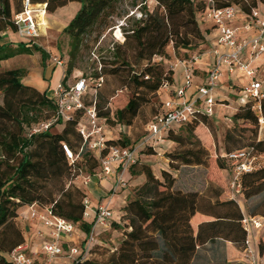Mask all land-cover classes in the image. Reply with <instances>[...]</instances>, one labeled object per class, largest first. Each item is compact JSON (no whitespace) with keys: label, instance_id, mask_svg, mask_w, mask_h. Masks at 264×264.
I'll list each match as a JSON object with an SVG mask.
<instances>
[{"label":"trees","instance_id":"trees-1","mask_svg":"<svg viewBox=\"0 0 264 264\" xmlns=\"http://www.w3.org/2000/svg\"><path fill=\"white\" fill-rule=\"evenodd\" d=\"M74 1H80L82 7L65 28L71 45L70 64L62 80L65 84L74 70L86 36L119 0H31L33 4H47L46 9L51 12ZM152 1L156 3L154 9L144 2L140 9L142 16L129 17L130 27H123L124 42L112 50L114 60L105 62L102 71L95 74L97 79L104 75L119 77L122 85L131 92L114 114L98 91L95 98L86 100L87 105L96 102L105 126L133 125L142 108L154 102L164 83L174 82L171 64L168 69L164 64L173 62L169 48L175 51L176 61L189 58L194 52L202 53L209 47L207 34L211 28L203 29L201 22V14L206 9L205 0ZM215 1L219 8L235 5L246 14L254 8H262L260 3L264 4V0ZM23 9V0H0V32H16L13 18ZM41 51L39 45L23 40L16 46L0 45V61ZM23 76L22 68L0 71V93L3 94V102L0 103V264H14L12 252L27 242L24 232L16 224L22 207L38 204L50 208L54 214L72 221L86 235V240L93 228V222L85 217L88 194L72 182L78 175L74 173L76 168L80 170L85 165L93 175L94 169L100 166L97 156L90 151L83 153L86 145L77 129L83 111H78L71 120L59 118L47 130L33 132L37 125L56 117L58 106L56 99L49 98L46 92L23 83ZM101 86L102 83L97 84V88ZM119 92L122 90L116 94ZM163 103L161 99L155 114ZM224 103L230 104L231 100ZM237 103L239 112L234 116L236 120L252 122L256 133L259 128L263 130L264 124L260 119L264 118V100L261 113L254 108L253 100ZM211 117L200 114L183 126H190L194 131L199 126L206 127ZM63 123L62 131H52L55 124ZM182 127L169 129L164 136L183 146L182 150L169 154L171 163L210 165L212 156L203 144L186 146L185 138L177 134ZM231 138L232 134L228 133L227 139ZM64 143L75 155L83 154L85 159L80 162L77 158L71 162L63 149ZM108 144L121 147L135 145L127 135L118 140L109 139ZM248 146L257 157L256 167L252 171L241 172L236 178L247 201L264 193V160L259 161L264 159V137L255 138ZM238 150L241 148L234 150L229 147L226 154H218L214 160L218 169L228 170L233 162L229 154ZM139 160L130 171L132 175L145 174L146 181L137 188L134 198L125 207L127 223L123 227L120 247L106 259L90 256L82 259L79 256L70 264H193L199 248L219 241L229 247L226 260L230 262V256H237L248 248L249 231L244 224L246 215L236 198H223L222 184H211L207 192H184L174 187L175 178L171 174L164 173L166 182L163 184L151 166L136 168ZM250 215L264 219V199ZM114 225L121 227L117 223ZM66 248L70 249L68 245ZM260 253L264 257V242H261ZM35 262L40 264V259Z\"/></svg>","mask_w":264,"mask_h":264},{"label":"rangeland","instance_id":"rangeland-1","mask_svg":"<svg viewBox=\"0 0 264 264\" xmlns=\"http://www.w3.org/2000/svg\"><path fill=\"white\" fill-rule=\"evenodd\" d=\"M144 2H148L150 9L156 7L155 1L152 0H119L104 15V18L86 36L81 51L76 58L74 70L67 82V84L73 85L80 78H86L90 84L86 100L95 98L96 92L98 91L105 98L104 100L108 102L107 105L111 107L113 114L117 108L124 105L127 97L131 95V92L122 85L123 81L114 75H104L102 86L97 88L99 79L95 77V74L102 71L105 62L114 60L112 50L117 44H122L125 40L123 27H130V16L139 17L141 15L140 9ZM259 5L264 7L263 3ZM81 7L82 3L80 1L70 2L68 5L60 7L54 12L46 10L47 17L41 19L40 14L44 6L34 4V8L38 11L37 20L40 23L41 31L37 45L41 47L42 51L34 52L32 56L26 54L17 59H12L5 64L7 69H24L23 83H31L32 86L43 89L49 98H56L57 89L64 79L71 60L70 37L65 33V28L74 19ZM202 26L204 27L203 29L212 28L213 22H202ZM168 50L171 55V61L175 62V51L172 48ZM206 50H209V48H206ZM50 54L63 57L66 64L59 66L48 63ZM164 64L166 69H168L170 68L171 62ZM45 68L46 70H44ZM3 70L0 67V71ZM240 75L244 78L243 82L245 81L246 83V75ZM228 79L229 76L223 78L222 85L215 94L217 100L215 114L207 121L206 127L208 129L205 126H199L193 131L190 126H183L177 132L179 136L185 138L186 146H195V143L203 144L212 156L210 165H195L194 167L183 165L179 162L171 163L169 154L182 150L183 146L170 139H163L153 146L151 145L152 147L150 145L143 147L142 151L139 152L140 160L136 168H140L143 165L151 166L155 175L163 184L166 182L164 173L167 172L175 178L174 187L176 188H195V190L200 192H207L211 184L219 185L220 183L224 186L223 198H236L245 215L250 218V212L264 199V193L247 201L238 184L234 185L237 177L234 162L229 165L228 170L221 171L216 166L214 160L218 154H226L229 147L234 150L239 148L248 149V144L255 138L262 139L264 137V129L261 130L259 128L256 133L255 125L252 122L244 119L236 120L234 116L239 112L237 105L239 95L234 93V91L231 94L232 89L229 86L231 82H228ZM120 89L122 92L116 94ZM115 94L116 96H114ZM97 99L99 100L100 98L97 97ZM161 99L162 97L157 94L154 97V102L142 108L141 113L131 126L124 124L105 126L104 124V128L107 130L106 136L108 140H118L124 135H127L136 144V141L141 139L146 132L148 124L160 106ZM228 99L231 100V103L224 105L222 103L223 100ZM2 102L3 94L0 93V103ZM63 128L64 123L55 124L52 127V131L60 132ZM228 133L232 134L230 140L227 139ZM89 151L94 156L98 154V152L87 146L83 153ZM77 158L80 162L85 159L83 154H80ZM263 160V158L259 159V161ZM100 170L101 168L99 166L93 172L96 173ZM74 173L78 175L72 181L73 184L87 194L88 188H86V184L89 182L91 176L88 167L84 165L80 170L76 168ZM126 177L128 179V187L123 188L115 194H112L110 191L107 196L100 198L101 200L107 198L111 202L114 211L111 225L99 230L93 242L88 245L86 235L80 230L77 231L76 241L72 242L80 250L89 246L90 258L99 260L106 259L122 243L123 227L127 223L125 207L134 198L137 188L146 180L145 174L139 177L138 175H132L130 170L127 172ZM91 199L94 203H97L99 197L93 194ZM93 209L94 207L90 205L87 210L91 212ZM86 219L92 222V216H88ZM114 223L119 224L121 227H115ZM16 224L24 232L25 238L32 246L41 248L40 243L42 241V235L44 234L42 232L44 231L43 227L37 220L28 218L26 208L22 207L19 209ZM246 225L249 228V241L248 248L243 253L234 257L230 256V262H228L226 255L229 253V247L223 241H219L216 244L199 248L193 264H264V257L260 253L261 242H264V225L256 227L251 220ZM67 251L69 250L67 249ZM72 259V257L66 255L64 258H61L60 264H66L62 262L67 260L71 262Z\"/></svg>","mask_w":264,"mask_h":264},{"label":"built area","instance_id":"built-area-1","mask_svg":"<svg viewBox=\"0 0 264 264\" xmlns=\"http://www.w3.org/2000/svg\"><path fill=\"white\" fill-rule=\"evenodd\" d=\"M23 1V11L17 13L13 18L17 28L16 32L23 41L31 45L37 44V40L41 36L40 23L37 20L38 11L34 8L31 0ZM205 3L206 9L201 14V22L212 21L211 31H217L216 37L209 40V50L202 53L194 52L189 58L177 59L171 65L173 71L178 66L184 68V85L176 91H170L172 84L164 83L161 89L168 90L172 94L171 98L164 101L160 111L153 116L147 126L146 136L139 144L129 147L108 144L105 123L99 116L96 102L86 104L89 85L86 78H80L73 85L60 83L56 94L58 106L56 117L36 126L33 132L47 130L59 118L71 120L78 111H83L77 129L84 139V144L98 152L101 172L105 178H113L111 192L115 194L128 187L126 174L133 165L138 163L139 152L144 146H153L165 139L164 136L169 129L180 128L200 114L213 117L217 103L215 94L221 87L224 77L229 76L230 79L234 74L239 75L241 83L235 84L231 94L233 91L237 93L239 95L238 102L241 103L253 100L254 108L261 113L264 100V62H261V60L264 61V10L258 7L246 14L239 6L219 8L215 0H205ZM40 5L44 6L42 11L46 12L47 4ZM141 16L142 13L139 17ZM208 51H211L213 60L208 68H205V79L198 82L197 74L202 73L199 66L203 62L204 54ZM48 63L59 66L66 64L63 57L54 54H50ZM240 74L246 75V83L243 82L244 78ZM102 81L103 78H100L98 84L100 85ZM190 87H195L196 92L192 98L188 99L185 97V92ZM224 102L225 100L222 103L226 105ZM260 120L264 124V118L262 117ZM63 149L69 160L74 162L77 159L78 156L67 144H63ZM229 157L234 162L237 176L243 171H252L256 167L257 157L252 153V150L241 149L229 154ZM236 184L234 182V185ZM85 204L88 209L90 201L86 199ZM36 206L38 204L30 205V216L40 219L51 230L49 240L43 244L44 260L39 258L40 264H58L57 258L66 255L73 259L79 256L82 259L88 258L89 246L82 250L74 245L69 246V251L66 249L65 236L77 233L76 225L72 221L54 214L48 207L41 206L42 210H39ZM85 216H89L88 210ZM113 217L114 211L111 202L107 198L102 199L98 203L92 219L93 228L90 235L87 236V245L93 242L99 230L111 225ZM249 220L253 221L256 227L263 225L260 218L246 216L244 224L248 231L246 223ZM29 249L27 242L17 247L11 255L14 264H37L35 260L38 258V254H32Z\"/></svg>","mask_w":264,"mask_h":264},{"label":"crops","instance_id":"crops-1","mask_svg":"<svg viewBox=\"0 0 264 264\" xmlns=\"http://www.w3.org/2000/svg\"><path fill=\"white\" fill-rule=\"evenodd\" d=\"M262 9L264 10V7H262ZM216 34H217V31L208 32V34H207L208 39L213 40L216 37ZM0 36H1L0 37V45L11 44L13 46H16V44L18 42L22 41V39L17 34V32H14L12 30H6L3 32H0ZM22 55H26V54L17 55L15 57L10 58V59L0 61V67L4 70H8L7 67L5 66V64L8 63L9 61H11L12 59H17L18 57H20ZM28 55L32 56V54H28ZM212 60H213V57H212L211 51L210 52L208 51L206 54H204L203 62L199 66L200 71L202 73L197 74V81L198 82H201L205 79V77H206L205 68H208V66L211 64ZM261 62H264V61L261 60ZM173 63L174 62H172L171 65ZM45 65H46V62H45ZM44 70H46V68ZM173 78H174V82L170 86V91H176L178 88H180L184 85V82H185L184 68L182 66H178L174 69ZM194 79H195V76H194ZM228 82L232 83L230 86H231V89H233V87L236 86L235 84L241 83L240 76L234 74V75H232V77L230 79H228ZM25 84L32 86L31 83H25ZM33 87H35V86H33ZM36 88L39 89L40 91L44 92L43 89H40L38 87H36ZM195 92H196L195 87H190L186 90L185 97L190 99L195 95ZM158 94H159V96L162 97V99L164 101H167L168 99H170L171 95H172L166 89H161L158 92ZM54 99H56V98H54ZM194 167H195V165H194ZM138 176L142 177V175H138ZM112 183H113V178L112 177L111 178H105L103 176L101 170L90 176L89 182H87V184H86V188H88L87 194H88V200L90 201V205H92L94 207V209L91 212H89V216H92V219H93V216L95 214L96 207H97L98 203L101 201L100 198L101 197L103 198V197L108 195V192L111 191ZM176 189L182 190L184 192L195 191V188H176ZM93 194H95V196L99 197L97 203H94V201L91 199V196ZM24 208H26V211L28 212V218L33 219V220H37L41 224V226L43 227L44 231H42V232H44V234L42 235V241L40 243L41 248L40 247L35 248L34 246H32V244H30L29 241H27V243H28L29 248H30L29 251L32 254H38V258H40L41 260H44L43 244L49 240V237H50L49 234H50L51 230L49 227L45 226L40 219L32 218L30 216V210H31L30 206H25ZM36 208L39 210H42L41 206H39V205L36 206ZM258 218H260L262 220V222L264 221L263 217H258ZM76 234L77 233H75L74 235H71V236H65V242L68 246H73L72 242L76 241ZM74 246H77V245H74ZM64 257L65 256L58 257L56 260L57 263L60 264L61 258H64ZM62 263L70 264V261L67 260V261H64Z\"/></svg>","mask_w":264,"mask_h":264},{"label":"bare ground","instance_id":"bare-ground-1","mask_svg":"<svg viewBox=\"0 0 264 264\" xmlns=\"http://www.w3.org/2000/svg\"><path fill=\"white\" fill-rule=\"evenodd\" d=\"M40 16H41V19H45V17H47V12L42 11Z\"/></svg>","mask_w":264,"mask_h":264}]
</instances>
